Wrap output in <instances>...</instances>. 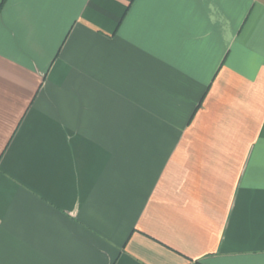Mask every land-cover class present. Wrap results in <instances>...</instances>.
<instances>
[{"label": "crops", "instance_id": "crops-1", "mask_svg": "<svg viewBox=\"0 0 264 264\" xmlns=\"http://www.w3.org/2000/svg\"><path fill=\"white\" fill-rule=\"evenodd\" d=\"M0 264H264V0H4Z\"/></svg>", "mask_w": 264, "mask_h": 264}, {"label": "trees", "instance_id": "trees-1", "mask_svg": "<svg viewBox=\"0 0 264 264\" xmlns=\"http://www.w3.org/2000/svg\"><path fill=\"white\" fill-rule=\"evenodd\" d=\"M3 2H4V0H2V2H1V4H0V10H1V8H2Z\"/></svg>", "mask_w": 264, "mask_h": 264}]
</instances>
